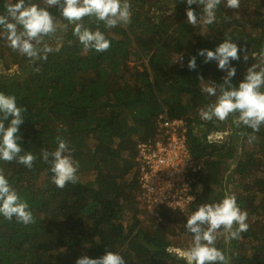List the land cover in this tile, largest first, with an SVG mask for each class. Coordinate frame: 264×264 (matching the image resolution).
I'll return each mask as SVG.
<instances>
[{
    "label": "trees",
    "instance_id": "trees-1",
    "mask_svg": "<svg viewBox=\"0 0 264 264\" xmlns=\"http://www.w3.org/2000/svg\"><path fill=\"white\" fill-rule=\"evenodd\" d=\"M5 2L0 0V14ZM32 2L43 6L42 0ZM130 2L133 15L126 27L109 29L95 18H84L86 27H99L110 40L105 52H85L72 25L57 34L60 51L34 63L0 38V92L14 95L25 109L18 143L37 157L31 169L0 161L36 220L25 226L0 216V264H75L81 255L99 258L106 251L121 254L125 264H185L178 253L192 241L184 226L187 216L200 203L231 193L247 211L249 228L239 239L218 238L215 246L230 264H264V125L249 143L252 129L237 127L230 116L211 121L219 132L230 133L221 144L204 139L211 127L199 119V110L215 97L201 91L198 75L219 84L226 71L197 55L198 49L215 50L231 37L249 57L245 61L242 51L239 60L230 61L236 69L232 83L238 85L248 67L260 63L264 50V0H241L239 9L222 3L211 27L187 23L186 8L198 16L201 12L186 0ZM49 11L67 23L58 8ZM45 39L55 47V39ZM252 52L258 54L256 60ZM180 54L182 61L174 62ZM190 56L197 65L191 70ZM164 116L185 118L187 144L201 168L190 185L194 199L178 210L161 206L156 217L140 198L136 143L159 139ZM58 135L69 142L79 162L77 182L62 189L52 182L50 163L41 157L43 150L57 147Z\"/></svg>",
    "mask_w": 264,
    "mask_h": 264
},
{
    "label": "clouds",
    "instance_id": "clouds-1",
    "mask_svg": "<svg viewBox=\"0 0 264 264\" xmlns=\"http://www.w3.org/2000/svg\"><path fill=\"white\" fill-rule=\"evenodd\" d=\"M42 3L43 6L32 0H6L5 11L0 14V38L33 63L36 60H46L49 53L60 51L62 38L57 34L66 32L69 25L73 26L72 35L83 45L85 52H105L111 47L110 40L99 27L95 30L86 27L84 18H95L111 29L118 25L126 27L131 23L133 15L130 0H42ZM186 3L189 6H202L199 16L191 7L186 8L187 23L194 27L198 24L207 27L217 21L218 6L223 3L228 9H239L241 0H186ZM53 7L59 9L60 16L67 23L61 22L49 11ZM170 9L174 10V5ZM167 14L171 15V11ZM224 19L227 20L228 17L225 15ZM204 34L206 33L201 35ZM45 38L55 39V47L47 43ZM242 51H245L243 46H238L231 37H225L215 50H197V55L203 56L205 63L214 60L218 69L226 71L219 84L212 80L205 81L198 75L202 82L201 91L215 97L213 103L199 110V117L210 124L213 120L227 121L232 116L237 127L244 125L252 129L253 134L248 136V142L252 143L257 139L254 133L259 132L264 125V50L259 55L260 63H253L248 67L244 78L238 85H233L232 78L236 69L230 61L239 60ZM251 55L257 59V53L252 52ZM243 59H249L246 51ZM180 61L182 54L174 62ZM187 67L190 70L197 67L195 56L189 57ZM35 70L39 71V68ZM24 111L17 104L14 95L0 92V161H16L31 169L37 157L23 150L18 143L21 139L19 126L23 123ZM228 134L230 133L211 132L208 140L223 142ZM56 143L57 147L53 151L45 149L41 152V157L44 162L50 163L52 182L62 189L68 183L77 182L79 162L74 159V149L65 138L58 135ZM0 216L10 222L15 218L17 223L25 226L36 223L29 203L9 182L3 168H0ZM184 226L192 234L191 244L178 253L185 264H230L225 253L215 246L216 242L220 237L226 242L239 239L249 228L248 213L240 208L234 193L226 194L217 202L200 203L187 216ZM168 251L177 254L173 249ZM75 264H125V258L118 252L106 251L99 258L81 255Z\"/></svg>",
    "mask_w": 264,
    "mask_h": 264
},
{
    "label": "built area",
    "instance_id": "built-area-1",
    "mask_svg": "<svg viewBox=\"0 0 264 264\" xmlns=\"http://www.w3.org/2000/svg\"><path fill=\"white\" fill-rule=\"evenodd\" d=\"M158 132L159 139L136 143L141 161L140 198L147 213L156 217L161 206L178 210L193 200L190 185L201 168L190 153L188 123L184 117L164 116L158 123Z\"/></svg>",
    "mask_w": 264,
    "mask_h": 264
},
{
    "label": "water",
    "instance_id": "water-1",
    "mask_svg": "<svg viewBox=\"0 0 264 264\" xmlns=\"http://www.w3.org/2000/svg\"><path fill=\"white\" fill-rule=\"evenodd\" d=\"M250 37V36H249ZM200 119V118H199ZM210 127L211 129H207L206 133L204 135V139L207 140L209 137V134H211V131L213 130L214 132H219V129L217 128L216 124H213L210 122ZM211 143V142H210ZM215 144H221V142H213ZM238 160V157H236V159L234 160V163Z\"/></svg>",
    "mask_w": 264,
    "mask_h": 264
},
{
    "label": "rangeland",
    "instance_id": "rangeland-1",
    "mask_svg": "<svg viewBox=\"0 0 264 264\" xmlns=\"http://www.w3.org/2000/svg\"><path fill=\"white\" fill-rule=\"evenodd\" d=\"M197 11H198V12H201L200 9H199V6L197 7ZM218 20H219V19L217 18V21H218ZM217 21H216V22H217ZM214 24H215V23H213L212 25H214ZM212 25H209V27H211ZM220 131H221V132H219V133H225V132H226V131H222V130H220ZM235 150H236L235 153H237V148H236V147H235Z\"/></svg>",
    "mask_w": 264,
    "mask_h": 264
},
{
    "label": "bare ground",
    "instance_id": "bare-ground-1",
    "mask_svg": "<svg viewBox=\"0 0 264 264\" xmlns=\"http://www.w3.org/2000/svg\"><path fill=\"white\" fill-rule=\"evenodd\" d=\"M202 6H199V9L201 8Z\"/></svg>",
    "mask_w": 264,
    "mask_h": 264
}]
</instances>
